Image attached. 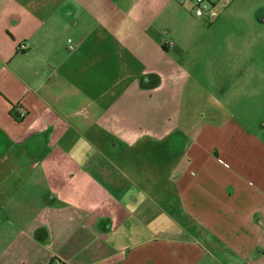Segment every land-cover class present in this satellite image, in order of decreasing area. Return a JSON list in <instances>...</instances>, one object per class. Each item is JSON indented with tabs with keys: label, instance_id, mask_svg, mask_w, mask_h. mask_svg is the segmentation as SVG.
I'll use <instances>...</instances> for the list:
<instances>
[{
	"label": "crops",
	"instance_id": "obj_1",
	"mask_svg": "<svg viewBox=\"0 0 264 264\" xmlns=\"http://www.w3.org/2000/svg\"><path fill=\"white\" fill-rule=\"evenodd\" d=\"M79 4L88 16L66 62L14 65L35 50L20 31L37 18L0 0V264H264V119L202 113L193 141L168 142L184 131L169 109L178 80L106 61L116 48L88 43L99 29ZM256 82L260 102L264 80L243 84Z\"/></svg>",
	"mask_w": 264,
	"mask_h": 264
},
{
	"label": "rangeland",
	"instance_id": "obj_2",
	"mask_svg": "<svg viewBox=\"0 0 264 264\" xmlns=\"http://www.w3.org/2000/svg\"><path fill=\"white\" fill-rule=\"evenodd\" d=\"M23 1L27 12L35 14L37 20H26L20 31L26 38L21 41L30 38L35 50L28 55L16 52L9 61L14 65L66 62L81 41V26L76 28V20L88 16L79 4L82 0ZM73 1L78 16H64L68 13L64 9ZM115 1L89 0L94 17H89L90 27L99 30L88 43L96 45L100 41L101 46L115 47L114 57L107 52L106 61L133 60L137 66L132 71L140 80L148 83L153 80L155 84L166 79L178 80V85L169 87L172 91L169 109L179 110L185 132L172 133L168 142L181 141L183 147L184 141H193L202 113L208 118L211 111H233L253 124L264 119V98L257 102L250 97L258 82L248 85L249 90L243 84L249 79L264 80V0H220V15L216 19L196 17L189 6H180L175 0H118L119 6H115ZM33 25L37 26L36 31ZM161 47L165 49L163 57L147 66L157 58V49ZM129 48L139 63L128 52ZM126 74L124 70L123 76ZM107 77L106 88L114 77L110 68ZM153 147L155 157L162 156L156 143ZM174 155L170 154L172 168Z\"/></svg>",
	"mask_w": 264,
	"mask_h": 264
},
{
	"label": "built area",
	"instance_id": "obj_3",
	"mask_svg": "<svg viewBox=\"0 0 264 264\" xmlns=\"http://www.w3.org/2000/svg\"><path fill=\"white\" fill-rule=\"evenodd\" d=\"M180 6H189L196 17L216 19L220 15V0H175Z\"/></svg>",
	"mask_w": 264,
	"mask_h": 264
}]
</instances>
